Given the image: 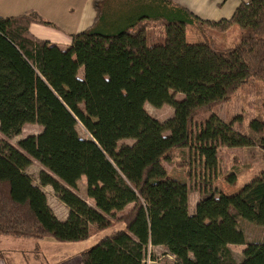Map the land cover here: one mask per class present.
Returning <instances> with one entry per match:
<instances>
[{"label": "trees", "instance_id": "obj_1", "mask_svg": "<svg viewBox=\"0 0 264 264\" xmlns=\"http://www.w3.org/2000/svg\"><path fill=\"white\" fill-rule=\"evenodd\" d=\"M108 1L95 2L94 25L67 48L31 33L33 23L52 24L35 10L0 16V131L12 139L28 123L43 127L19 148L0 141V236L77 242L120 222L125 228L81 252V264H147L149 245L163 246L175 264H264V241L248 242L239 227H264V169L235 194L214 187L218 179L236 186L248 169L236 154L224 173L221 147L264 152V100L245 132L213 113L250 80L264 81V0L242 2L218 21L172 0H128L118 11ZM144 21L159 22L165 42L150 45ZM188 26L203 41L190 42ZM235 26L239 42L218 38ZM146 103L169 104L174 115L160 121ZM33 159L46 168L41 184L70 209L66 220L25 172ZM165 162L195 179L193 212L189 184ZM82 176L96 207L69 188ZM231 245H246L241 262Z\"/></svg>", "mask_w": 264, "mask_h": 264}, {"label": "rangeland", "instance_id": "obj_2", "mask_svg": "<svg viewBox=\"0 0 264 264\" xmlns=\"http://www.w3.org/2000/svg\"><path fill=\"white\" fill-rule=\"evenodd\" d=\"M2 3V2H1ZM148 26V43L150 45L158 42H165L166 31L165 28L155 21H144ZM213 32V31H212ZM200 33V32H198ZM241 30L235 26L225 34H219L218 38L226 40L228 45L234 44L240 41ZM201 35V34H200ZM192 40H201L203 37L197 36L196 33H189ZM160 40V41H159ZM83 72V70H82ZM80 73L83 76V73ZM184 97L183 94H176V98L181 100ZM264 100V81L258 79H252L247 84L243 85L227 102L217 106L213 113L218 114L224 121L231 122L236 121L234 127L239 132H245L249 126V122L255 118L262 116L263 107L262 102ZM147 112L159 119L160 121H167L174 115V108L165 104L162 107H155L150 103L145 104ZM212 112L206 111L201 114L203 118H208ZM43 127L39 124L28 123L24 125L22 133L12 139L7 138L0 131V141H6L15 147L19 148L18 142L28 136L38 135L42 132ZM77 130L81 137L89 138L90 134L82 123L77 124ZM133 139H122L120 144L128 143L133 144ZM242 160V163L248 166V169L240 176L239 182L236 186H232L222 179H218L214 182V187L217 192H223L227 194H235L244 187L245 184L256 178L264 169V152L259 146L253 147H227L220 148L219 155L221 158V168L225 173L230 169L232 159L234 155ZM170 171L178 174L179 178L184 179L190 186V211H194L198 203L200 193L196 188L195 179H187L184 173L185 169L176 168L175 165L169 162L164 163ZM44 166L35 160L25 172L29 174L34 182L37 184L39 175ZM35 183V184H36ZM41 184V183H40ZM42 185V184H41ZM49 195V203L53 211L59 216H67L68 207L59 199L54 188ZM77 193L83 196L90 202L89 205L96 207L95 202L87 195V191L83 189L82 182L79 181L77 187ZM47 195V194H46ZM83 199V198H82ZM85 200V201H86ZM70 210V209H69ZM62 219V218H61ZM239 227L246 235L248 242H263L264 241V227L253 223L248 220H241ZM125 228L124 224L116 222L114 226L109 227L106 230L99 231L92 235L87 240L77 242H61L53 237H46L44 239L23 238L14 236H0V250L4 254V262L2 264H43V261L58 259V262L65 264H74L76 260L81 259L78 255L83 250L90 248L96 244L105 235L111 234L114 231ZM235 260L241 262L244 259V249L246 245H231L230 246ZM47 258V259H46ZM56 262V260H55ZM59 262V263H60ZM147 264H175L176 259L173 255L169 254L165 248H156L151 250L150 255L146 257Z\"/></svg>", "mask_w": 264, "mask_h": 264}, {"label": "crops", "instance_id": "obj_3", "mask_svg": "<svg viewBox=\"0 0 264 264\" xmlns=\"http://www.w3.org/2000/svg\"><path fill=\"white\" fill-rule=\"evenodd\" d=\"M98 0H0V16H16L29 10L37 11L44 19L50 21L52 24L33 23L30 26L31 33L39 39L48 40L59 45L61 48H67L72 43V35L83 32L87 28L94 25L98 18V13L95 7V2ZM108 0H104L106 2ZM128 0H109L108 3L118 5L119 9L126 6ZM173 3L180 5L196 16L204 20L218 21L223 18H230L238 6L242 2L249 0H172ZM2 2V3H1ZM106 4V3H105ZM116 7V8H117ZM196 33L201 37L200 33L192 26L187 27V36L190 42H198L201 40H192L189 33ZM83 70V69H82ZM80 71V73L82 72ZM79 73V75H80ZM83 73V72H82ZM81 76V75H80ZM35 159H33L34 163ZM45 168V167H44ZM82 182V187L87 191L86 176H82L79 180ZM79 181L77 185H79ZM36 183V182H34ZM42 190L47 194L48 203L49 195L53 192L51 185H41ZM78 187V186H77ZM76 194L77 188H71ZM79 195V194H78ZM80 196V195H79ZM200 196V195H199ZM84 200L86 198L80 196ZM94 202L95 200L91 198ZM190 200V196H189ZM199 200V198H198ZM88 202V200H86ZM90 204V202H88ZM50 205V203H49ZM51 206V205H50ZM96 206V204H95ZM130 204L128 207L131 208ZM52 208V207H51ZM196 208V207H195ZM193 212V211H192ZM70 210L68 208L67 216L57 217L64 221L68 218ZM62 218V219H61ZM164 248L163 246H153V249ZM81 258V253L78 255ZM47 259V258H46ZM56 260V262H55ZM62 261V260H60ZM59 261V262H60ZM58 262V259L43 261V264H65ZM82 259L76 260L74 264H81Z\"/></svg>", "mask_w": 264, "mask_h": 264}, {"label": "built area", "instance_id": "obj_4", "mask_svg": "<svg viewBox=\"0 0 264 264\" xmlns=\"http://www.w3.org/2000/svg\"><path fill=\"white\" fill-rule=\"evenodd\" d=\"M152 248L153 247L151 245H149V247H148V255H150Z\"/></svg>", "mask_w": 264, "mask_h": 264}]
</instances>
